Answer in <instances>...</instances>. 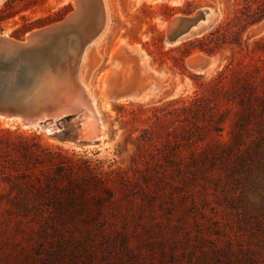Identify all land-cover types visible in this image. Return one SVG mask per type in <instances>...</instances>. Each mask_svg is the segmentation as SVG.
I'll list each match as a JSON object with an SVG mask.
<instances>
[{
	"label": "rangeland",
	"instance_id": "374dc122",
	"mask_svg": "<svg viewBox=\"0 0 264 264\" xmlns=\"http://www.w3.org/2000/svg\"><path fill=\"white\" fill-rule=\"evenodd\" d=\"M105 1L109 29L89 52L87 74L104 137L80 139L79 113L59 120L58 130L50 133L0 121V127L38 137L45 146L37 153L43 159L34 164L36 169L61 185H83L82 204L102 212L93 221L85 212L75 220L59 221L51 209L37 207L44 203L40 195L31 200L37 205L25 211L0 205V264H264V140L255 150L252 141L258 132L252 128L245 141L252 150L247 155L217 154V149H205L206 140L175 145L171 133L176 121L167 105L197 91L213 107V101L223 98H211L204 85L229 63L228 74L234 67L237 73L240 63L255 79L264 76V53L252 52L254 41L264 36V20L243 32L240 46L226 44L214 55L193 52L190 56L213 58V63L195 71L185 60L188 72L181 73L172 58L178 52L169 51L173 46L164 42V24L208 7L215 11L214 21L182 41L206 35L220 24V39L233 41L236 27L227 21L247 1ZM75 8L73 0H0V32L21 40ZM71 25L59 34L55 55L44 51L45 64L58 55L62 38L72 29H80L82 41L86 39L80 18ZM254 26L262 28L254 32ZM148 52L163 62H154ZM225 83L220 93L227 89ZM226 129L224 138L229 137ZM35 141L30 139V144ZM175 147L179 155L173 154ZM95 171L101 174L95 176ZM56 194L51 197L68 198Z\"/></svg>",
	"mask_w": 264,
	"mask_h": 264
},
{
	"label": "trees",
	"instance_id": "16d2710c",
	"mask_svg": "<svg viewBox=\"0 0 264 264\" xmlns=\"http://www.w3.org/2000/svg\"><path fill=\"white\" fill-rule=\"evenodd\" d=\"M245 1H247L246 5L242 8L237 7L233 16L227 21L228 24L232 23L236 27V37L233 41L227 42L220 39L218 35L222 27L220 24L214 31L182 41L169 50L178 52L172 58L175 62L174 66L181 73L188 72L185 60L193 52L199 50L207 55H214L224 49L226 44L240 46L243 32L250 26L264 20V0ZM253 5L256 7L253 8ZM3 18L4 16L0 15V20ZM158 49V54H160L161 46ZM252 52L264 53V36L254 41ZM148 53L154 62H163L160 55L155 56L152 52ZM229 65L231 64H227L213 80L204 85L210 90L211 98L217 99L220 95L223 98L213 101V107L210 106V102H205L206 100H203L206 99L205 96H199L197 91L189 99H175L167 102V105L171 107V117L176 121L171 133L175 145L182 140L184 141L183 144H197L206 140L209 144L205 149H217V154L247 155L252 150L246 148L245 141L254 128L253 130L258 132V139L256 137L252 143L254 142L257 146L255 150L259 149L258 147L261 146L259 144L264 140V76L262 75L258 80L255 79V75L251 76L248 71H242L243 68L240 63L237 73H234V70L236 72L234 67L233 71L228 74ZM225 82H227V89L220 93ZM207 117L209 120L206 119ZM204 120L214 122L215 126L211 128L210 124ZM226 123L228 129L224 125ZM225 129L229 136L227 138L222 136ZM30 139H37V141L30 144ZM38 139V137L28 136L18 129L0 127V205H18L25 211L28 210V206L30 209V207L37 205L32 204L34 201L31 200H36L37 195H40L44 198L41 199L44 203L37 205V207L51 209L59 221L75 220L83 212H85L87 220L93 221V218L100 215L102 210L98 207L90 210L89 207L82 204L83 185H61L56 177L46 175L36 169L34 164L40 163L43 159L37 153H41L45 146ZM180 152L175 147L173 154L179 155ZM95 173H97L95 176L101 174L98 171ZM39 178L41 184L40 188H37L36 183L39 182ZM56 193L66 194L68 198H52V194L57 195Z\"/></svg>",
	"mask_w": 264,
	"mask_h": 264
},
{
	"label": "water",
	"instance_id": "95a60500",
	"mask_svg": "<svg viewBox=\"0 0 264 264\" xmlns=\"http://www.w3.org/2000/svg\"><path fill=\"white\" fill-rule=\"evenodd\" d=\"M206 10L200 9L190 16L170 19L166 26L165 44L175 46L187 37ZM70 25V17H66L51 25L31 30L29 39L24 37L13 41L8 35H4V31L0 32V119L14 122L21 120L25 127H36L44 126L48 122L57 123L80 112L83 107L82 100L80 103L68 99L55 100L51 94V100L48 102L30 101L34 91L44 81V70L50 68V65L53 69L60 68L59 53L49 65L45 64L42 55L48 49L54 55L58 42L55 40ZM89 33L91 34V31ZM66 37L61 38L66 40ZM72 80L78 85L76 77ZM80 92L82 93V90Z\"/></svg>",
	"mask_w": 264,
	"mask_h": 264
},
{
	"label": "bare ground",
	"instance_id": "6f19581e",
	"mask_svg": "<svg viewBox=\"0 0 264 264\" xmlns=\"http://www.w3.org/2000/svg\"><path fill=\"white\" fill-rule=\"evenodd\" d=\"M73 1L76 4L75 11L70 13L67 18L70 17V21L72 23L75 19L78 22L80 18L79 28H82L81 30H84L85 33L87 31V36L90 28H93L94 33H92L88 38L85 36L86 39L82 41L81 35L79 34L80 29L76 32V30L71 28L72 31L67 34L66 40L61 41L62 45L58 50V53L60 54V68L53 69L50 65V71L47 72L46 70L47 73L45 72L46 75L44 76L43 83L34 91V95L31 97L30 101L33 100L34 102H48L51 100L49 97L51 94H53V99L55 100L68 99L77 103H80L82 100L81 103L83 107L78 115V137L82 140L94 142V140L102 139L104 137V125L100 119V112L97 108L96 99L94 98L91 88L88 84L87 74L91 65L89 52L101 43L103 37L107 33L109 29V18L105 0H79L80 3L78 0ZM201 9L207 10L204 12L203 17L199 20L197 25L191 30L190 34L185 38L203 32L214 21L215 11L213 9ZM178 16H174L172 20ZM99 19L101 20L99 21ZM168 22L164 24L165 27L167 26ZM72 26L73 25H70V27ZM261 28V26H254V28L251 29L252 31L257 32ZM3 33L6 36L8 35L5 32ZM62 35L64 36V34ZM8 37L12 41L15 39L9 35ZM25 37L29 39V32ZM57 40L60 41L59 37H57L55 41ZM43 58H45V56ZM186 63L195 71H202L210 67V65L213 63V58L202 59L194 55L188 57L186 59ZM72 74L75 75L78 85L72 80L75 78ZM80 86L82 88V93L80 92ZM0 121L5 124L9 123V121L4 119ZM16 123H19L21 128H25L23 125L24 123L21 120ZM27 128L45 130L49 133L54 130H58L57 125L54 122H48L44 126Z\"/></svg>",
	"mask_w": 264,
	"mask_h": 264
}]
</instances>
